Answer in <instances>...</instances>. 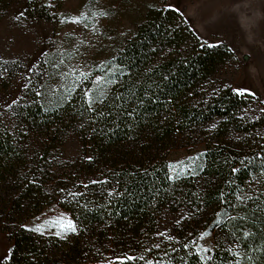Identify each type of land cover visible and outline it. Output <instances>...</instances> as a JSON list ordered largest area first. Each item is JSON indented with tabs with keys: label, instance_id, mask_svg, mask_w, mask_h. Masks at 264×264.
Returning a JSON list of instances; mask_svg holds the SVG:
<instances>
[{
	"label": "trees",
	"instance_id": "1",
	"mask_svg": "<svg viewBox=\"0 0 264 264\" xmlns=\"http://www.w3.org/2000/svg\"><path fill=\"white\" fill-rule=\"evenodd\" d=\"M14 1L0 0V17ZM61 5L25 0L23 17L56 20ZM232 56L224 44L202 42L177 11L149 6L114 54L116 83L103 99L89 102L74 87L48 100L28 85L11 120L0 116V233L11 243L5 264H95L111 246L135 251L138 264H203L192 240H176L181 234L169 247L153 239L165 208L185 210V225L220 219L205 264H264V110L247 115L251 95L211 83ZM212 122L199 174L169 180L154 145ZM71 136L76 176L57 172L55 155ZM57 198L76 232L60 238L21 227Z\"/></svg>",
	"mask_w": 264,
	"mask_h": 264
},
{
	"label": "rangeland",
	"instance_id": "2",
	"mask_svg": "<svg viewBox=\"0 0 264 264\" xmlns=\"http://www.w3.org/2000/svg\"><path fill=\"white\" fill-rule=\"evenodd\" d=\"M24 4L25 0H15L0 17V116L5 121L11 120L12 107H6L5 102L10 104L11 100L18 101L24 96L27 89L24 84L32 88L36 85L48 100L67 94L74 87L84 92L91 89L86 97L89 102L101 98L111 86L113 68L110 63L114 54L131 37L146 8L150 5L166 8L167 4L178 9L202 42L224 44L231 50L232 59L211 77L214 87L247 88L254 95L245 113L253 117L264 110V0H62L56 20L25 19L20 16ZM81 11L86 13L85 17L73 23L72 18ZM92 11H97V16L93 17ZM100 11L107 15L100 16ZM82 72L86 77L80 76ZM214 126L212 122L177 132L172 134V139H159L154 148L157 154L165 155L167 163L183 162L185 168L179 177L198 175L205 140ZM77 148L76 138L69 137L63 150L55 155L57 172L79 175L73 166L78 156ZM189 157L191 159H187ZM168 172L170 175L169 169ZM58 200L50 202L24 225L33 229L37 223L43 224L44 220L61 214L72 220ZM185 218V210L162 209L157 216L153 239L163 242L164 247L176 240H192L200 259L205 257L201 259L205 264L213 251L216 224L220 219L201 228V224L185 225ZM56 231L53 227L42 228L43 235L56 236ZM69 233L60 238H66ZM201 233L207 234L201 236ZM180 234L179 239H172ZM10 248L6 234L0 233V264L6 263ZM102 250L103 257L95 264H138L133 250L113 246ZM125 256L133 259H122Z\"/></svg>",
	"mask_w": 264,
	"mask_h": 264
},
{
	"label": "snow or ice",
	"instance_id": "3",
	"mask_svg": "<svg viewBox=\"0 0 264 264\" xmlns=\"http://www.w3.org/2000/svg\"><path fill=\"white\" fill-rule=\"evenodd\" d=\"M165 7L168 8V9H172L173 11H178V9H176L173 4H167V5H165ZM97 14H98L97 11H92V13H91V15L93 17L97 16ZM85 15H86V13L83 12V11H81L78 16H75V17L72 18L73 23H78L81 19H83L85 17ZM99 15L103 17V16H106L107 13L104 12V11H100L99 12ZM20 16H23V13H20ZM61 22H63V21H61ZM208 46L209 47H213L214 45L209 44ZM33 67H35V65H33ZM29 71H31V69H29ZM149 71H151V70H149ZM80 76L86 77V74L82 72V73H80ZM96 79L99 80L100 77H97ZM164 79H167V76H165ZM109 83L115 84L116 83V80L115 79L110 80ZM24 87L27 88L28 85L27 84H24ZM232 91L233 92H236L237 94L244 93V92H249V90L247 88H234V89H232ZM90 92H91V89H89L88 91H85L84 92V96L85 97H88ZM249 94L250 95H254L251 92H249ZM36 95L37 96H40L41 93L40 92H37ZM146 95H147V93H146ZM101 99H103V96H101ZM117 99H119V97H117ZM140 103H143V101H140ZM262 103H264V102H262ZM14 104H16V100L15 99L11 100V103L10 104L7 103V102H5V106L8 107V108H10ZM88 111H92L91 106H89ZM127 115L131 116L132 113L129 112V113H127ZM200 155H202V153ZM257 155L259 156L260 154L257 153ZM87 159L90 160L91 157H87ZM187 159H191V158L189 157ZM166 167H168V169L170 170V173H171L168 176V179L169 180H172L174 178H179V175L178 174L180 172H183L184 171V168H185L183 162H181V161L169 162L166 165ZM261 170L264 171V166H262V169ZM232 171L233 172H236L237 169L233 168ZM95 182L96 181H91V183H95ZM109 195H111V193H109ZM238 199H239V197H238ZM45 226L56 228L57 231L55 232V235L58 236V237H62L63 234H66L68 232H73L74 233V232L77 231V228L74 225L73 221L70 220V219H68L67 216H65L64 214H61L59 216L46 219V220L43 221V224L37 223L32 230L33 231H36V232H40L41 234H43L42 233V228L45 227ZM21 227H27V226L26 225H21ZM206 234L207 233H201V236H204ZM248 235H249L248 232H245L244 233V236H248ZM169 239H171V237H169ZM157 247H158V245H157ZM210 250L211 249H209V251ZM250 250H251V248H250ZM229 251L231 252V249H229ZM255 251H261V249L260 248H256ZM232 254H233L234 257H239V255H240L239 252H235V253H232ZM118 259H120V258H118ZM122 259L131 260V259H133V257H131V256H125ZM201 259L203 260V259H205V257L202 256ZM147 264H153V262L152 261H148ZM234 264H240V260L239 259H235L234 260Z\"/></svg>",
	"mask_w": 264,
	"mask_h": 264
}]
</instances>
